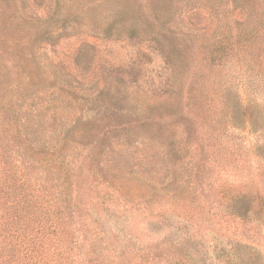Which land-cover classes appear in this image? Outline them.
Here are the masks:
<instances>
[{
  "label": "rangeland",
  "instance_id": "rangeland-1",
  "mask_svg": "<svg viewBox=\"0 0 264 264\" xmlns=\"http://www.w3.org/2000/svg\"><path fill=\"white\" fill-rule=\"evenodd\" d=\"M56 1L0 0V97L49 146L91 120L73 225L88 237L98 221L154 246L196 239L210 263L264 264V0H59L77 17L45 40L11 21L46 20ZM115 21L122 36L100 33ZM83 149L63 151L75 162ZM154 254L143 264L177 255Z\"/></svg>",
  "mask_w": 264,
  "mask_h": 264
},
{
  "label": "trees",
  "instance_id": "trees-1",
  "mask_svg": "<svg viewBox=\"0 0 264 264\" xmlns=\"http://www.w3.org/2000/svg\"><path fill=\"white\" fill-rule=\"evenodd\" d=\"M10 2L13 3V0ZM102 4L103 0L95 6ZM250 13L253 16L254 8L250 9ZM16 15V12L10 15L15 28H32L30 33L38 40L49 39L47 35L52 29L65 27L67 22L77 17L73 13H64L59 0L46 20L28 21ZM117 24V21L107 23L100 28V33L110 37L122 36L123 31ZM22 50L23 47L19 49L20 58L25 63L33 61V54ZM1 56L4 55L0 49ZM21 72L25 73L22 69ZM17 109L18 105L13 101L6 102L0 97V131H3L6 121L11 137H14L10 146L0 139V264H107L108 259L120 262L124 256H131L138 250L146 251L145 256H140L139 264H143L148 258L154 259L152 256L157 249L165 247L174 249L179 256L165 260V264H213L200 251V241L196 239L173 240L167 235L157 240L155 246V241L145 243L142 240L138 244L133 237L123 238L98 221L94 223L98 230L92 235L87 237L80 233L81 229L72 223L75 215L67 204L71 200V192L73 195L77 188L79 172L83 173L92 156V147H87L89 145L86 146L85 142V131L91 120H73L71 139L63 134L49 146L30 136L27 128L37 123L21 118L16 114ZM4 114H9V118H4ZM67 142L85 148L75 162L70 161L69 155L63 151ZM146 244L150 246L145 247Z\"/></svg>",
  "mask_w": 264,
  "mask_h": 264
}]
</instances>
